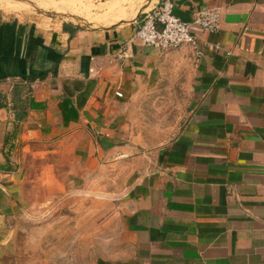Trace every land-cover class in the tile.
<instances>
[{
  "label": "crops",
  "instance_id": "1",
  "mask_svg": "<svg viewBox=\"0 0 264 264\" xmlns=\"http://www.w3.org/2000/svg\"><path fill=\"white\" fill-rule=\"evenodd\" d=\"M5 1L3 8L67 9L73 20L104 26L139 10H126L134 0H105L91 19V0ZM173 2L185 21L204 5ZM212 5L221 25L196 32L200 56L190 45H133L131 57L116 60L137 22L93 29L0 19L7 228L19 207L91 195L105 208L95 264H264V0ZM177 68L190 77L185 118L173 138L146 148L130 133L128 110ZM65 99L77 118L65 121ZM120 177L134 180L124 186Z\"/></svg>",
  "mask_w": 264,
  "mask_h": 264
},
{
  "label": "rangeland",
  "instance_id": "2",
  "mask_svg": "<svg viewBox=\"0 0 264 264\" xmlns=\"http://www.w3.org/2000/svg\"><path fill=\"white\" fill-rule=\"evenodd\" d=\"M102 1L105 0H91L93 9L89 18L94 19L101 13L98 6ZM132 3L126 10L139 7L138 12L118 25L119 28L129 26L133 20L140 22L142 6L146 4L152 8L156 0H134ZM57 9L47 10L66 14L67 9ZM4 18L43 26L71 20L63 14L51 15L33 7L20 5L16 8L12 4L8 8L0 6V19ZM189 85L190 77L185 68L164 74L153 92L129 108L131 135L145 140L146 148H154L173 138L185 118ZM120 179L124 180L121 184L127 186L134 177ZM101 202L90 195L78 197L73 202H57L55 206H39L35 202L29 207H19L9 218V228L0 220V241H5L0 247V264H95L98 253L94 245L100 239L105 210Z\"/></svg>",
  "mask_w": 264,
  "mask_h": 264
},
{
  "label": "built area",
  "instance_id": "3",
  "mask_svg": "<svg viewBox=\"0 0 264 264\" xmlns=\"http://www.w3.org/2000/svg\"><path fill=\"white\" fill-rule=\"evenodd\" d=\"M204 5L191 21L182 20L174 13L173 0H161L154 9L146 12L133 34L115 53L116 60L131 57V47L141 45L161 51H169L183 45H190L201 55L197 43V31L215 32L220 29L222 10L213 6L215 0H203ZM92 70V69H91ZM121 96V93H117Z\"/></svg>",
  "mask_w": 264,
  "mask_h": 264
},
{
  "label": "water",
  "instance_id": "4",
  "mask_svg": "<svg viewBox=\"0 0 264 264\" xmlns=\"http://www.w3.org/2000/svg\"><path fill=\"white\" fill-rule=\"evenodd\" d=\"M20 1H23V2H29V3H31L32 2V0H20ZM151 1H154V0H151ZM150 2V1H149ZM161 2V0H156V3H154L153 4V6H152V8H148V6L145 4V5H143L142 6V9H141V12H142V14H141V16L143 17V15L146 13V12H148V11H150L151 9H154L156 6H158V4ZM148 4V3H147ZM35 9H38V10H41V11H43V12H45V13H48V14H51V15H58V14H63L65 17H70V19L71 20H69V21H71V22H75V23H78V24H82V25H84V26H88L89 28H93V29H112V28H119V26L118 25H120V24H123V23H125L124 21H127V20H119V21H117V22H115V23H113V24H111V25H106V26H104V25H101V26H99V25H95L94 23H92V22H89L88 20H85V19H83V18H76L75 20H73L72 18V16H67L66 14H64V13H61V12H57V11H53V10H43V9H41V8H35ZM141 21V20H140ZM134 22H138V20H133L132 22H130L129 23V25L130 24H133ZM139 23V22H138ZM89 24H91L90 26H89Z\"/></svg>",
  "mask_w": 264,
  "mask_h": 264
},
{
  "label": "trees",
  "instance_id": "5",
  "mask_svg": "<svg viewBox=\"0 0 264 264\" xmlns=\"http://www.w3.org/2000/svg\"><path fill=\"white\" fill-rule=\"evenodd\" d=\"M71 101L69 99H65L62 103H61V108L63 111V116L65 121H68L72 118H77L78 117V113L76 111V109L74 107H70Z\"/></svg>",
  "mask_w": 264,
  "mask_h": 264
},
{
  "label": "bare ground",
  "instance_id": "6",
  "mask_svg": "<svg viewBox=\"0 0 264 264\" xmlns=\"http://www.w3.org/2000/svg\"><path fill=\"white\" fill-rule=\"evenodd\" d=\"M1 1H3V0H1ZM1 1H0V2H1ZM4 1H5V0H4ZM18 1H20V0H18ZM21 2H23V1H21ZM5 3H7V2L5 1ZM24 3H29V2H24ZM20 4H21V3H20ZM5 5H6V4H5ZM137 12H138V11H137ZM137 12H136V13H137ZM112 24H113V23H112ZM109 25H111V24H109Z\"/></svg>",
  "mask_w": 264,
  "mask_h": 264
}]
</instances>
